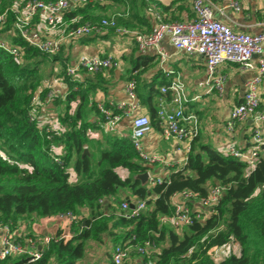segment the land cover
<instances>
[{"label":"trees","instance_id":"obj_1","mask_svg":"<svg viewBox=\"0 0 264 264\" xmlns=\"http://www.w3.org/2000/svg\"><path fill=\"white\" fill-rule=\"evenodd\" d=\"M25 1L0 0V16L5 14L0 35L13 32L12 45L23 50L16 56L0 47V224L10 222L16 229L28 216L51 218L70 211L79 218L81 210L89 213L79 218L80 229H71V237L60 238L63 232L57 229L39 260L30 261L24 255H14L0 263L78 264L85 256V243L88 240L102 242V235L107 232L113 246L116 243L133 246L153 243L157 251L144 256L145 264H264V149L250 168L210 144L194 143L195 138L186 162L164 177L162 183L154 185L142 184L137 177L149 170V166L138 157L129 137L104 133L103 140H95L98 151L97 159L93 160L94 153L89 148L94 141L90 131L101 128L97 122L89 121L88 114H99L96 93L103 89L100 80L104 70L89 72L92 76L86 75L80 80L77 76L66 75L70 64L63 62L60 75L67 82L68 90L63 100L58 99L65 103V111L59 118L65 128L60 129V133L56 130L51 133L49 128L32 120V110L45 105L32 107L34 95L39 94L44 101L49 91L48 87H42L40 67L48 60L58 59L61 49L56 54L44 53L16 35V9H20ZM148 1L152 0H108L107 3L123 2L126 9L145 5L146 11L151 4ZM105 4L66 12L65 28L84 23L100 26L102 19L111 18L119 27L126 28V22L116 17L84 15L85 10ZM79 14L82 16L77 23L69 24ZM36 18L33 19L34 28ZM143 22L147 26V21ZM108 31L118 33L116 28L100 26L99 32ZM153 61L154 56L140 53L133 58L128 72L129 80L136 81L140 103L150 112L152 126L159 127L157 108L153 103L154 95L160 92V87L154 83L157 78L148 83L138 73L141 67L145 70ZM82 72L88 71L82 69ZM162 79L160 83H168L165 77ZM165 96L170 98L171 94ZM74 103L77 108L72 113L71 104ZM56 142L63 147V154L55 152L53 145ZM86 149L88 153H85ZM71 163L76 181L70 180L68 168ZM212 182L221 186L223 192L213 210L204 211L203 219L196 220L180 233L162 225L161 216L169 217L173 213L171 199L174 194L190 190L205 197ZM121 188L129 189L134 200L145 201L147 210L133 218L118 212L110 200L116 198ZM17 239L25 241L21 237ZM229 243L239 244L240 254L231 253L216 263L213 251Z\"/></svg>","mask_w":264,"mask_h":264},{"label":"built area","instance_id":"obj_2","mask_svg":"<svg viewBox=\"0 0 264 264\" xmlns=\"http://www.w3.org/2000/svg\"><path fill=\"white\" fill-rule=\"evenodd\" d=\"M107 1L26 0L20 9H16L14 31L16 35L18 34L29 45L41 52L56 54L67 39L74 40L89 36L99 32L100 26H109L116 28L119 34L129 36L134 40L140 53L155 52L159 57L160 64L163 66L169 57L162 44V41L167 38L177 51L188 55L197 54L205 58L208 92L214 90L222 92L224 90L227 78L220 68L225 63L234 64L242 70L255 71V74L245 83L242 102L232 107L227 121V129L232 131L238 122L252 119L251 143L247 148L242 149L231 145L225 153L241 160L252 168L264 149V111L260 110L261 96L259 91L264 76V31L258 33L235 31L230 25L215 17L216 8L223 15L228 10L242 11L241 2L239 0H224V4L217 7L214 6L211 0H192L193 16L187 21H168L164 19L158 8L150 4L146 8L145 14L146 18L152 21L153 24L147 31L119 27L114 18L102 19L100 26L84 23L78 26L66 27L64 33L58 38L44 36L33 27V19L38 17L47 30H52L66 12L87 5L105 4ZM4 20L5 14L0 16V28ZM77 21L78 18L74 17L69 24L73 25ZM0 47L16 56L21 55L23 51L22 48L3 41H0ZM120 66L121 62L115 56L84 55L67 67L66 75L75 77L82 69L91 73L117 69ZM166 75L169 77V81L160 87V92L163 95L171 94L169 102L171 107H168L166 101H162L157 107L160 127L165 139L187 141L189 143L187 149L190 151L192 141L199 134V120L194 113H187L186 111V103L189 101V97L184 80L180 75L172 76L170 71ZM39 91L41 93V90ZM126 94L127 98L123 100L108 98L97 101L96 106L99 110L97 124L104 133L122 136L121 123L123 120L129 119L131 122L129 139L141 161L149 167L156 165L165 168L171 167V160L162 155L151 154L144 148L143 138L150 133L153 126L149 116L139 113L140 103L134 79L127 82ZM57 97L54 89H49L44 101L40 99L39 94H36L32 100V107L53 103ZM37 101L38 104L36 105ZM31 119H33V115ZM48 131L50 130L48 129ZM186 159H183L182 162L185 163ZM146 172L149 174L147 183L154 185L162 183L163 178L171 171H166L167 173L161 175L149 170ZM222 192L223 188L221 186H215L207 196L201 197L190 190H183L174 194L171 199L173 205L172 215L161 217L162 219L167 218L171 228L180 233L196 220L203 219L204 211H212L219 202ZM110 202L114 204L115 201L112 199ZM131 203H133V207H131ZM117 210L124 217L133 218L146 211L147 204L142 200H122ZM53 218L58 222V229L64 225L70 226L71 229H80V219L70 211L56 215ZM71 229L69 232H63L60 238L71 237ZM0 235V260L14 255H24L30 261L39 260L43 255L44 248L55 236V234H51L44 236L42 239L27 238L25 241L18 240L10 222L0 224ZM156 251L157 248L151 242L135 246L116 243L109 264H123L126 260H129L131 252L145 256Z\"/></svg>","mask_w":264,"mask_h":264},{"label":"crops","instance_id":"obj_3","mask_svg":"<svg viewBox=\"0 0 264 264\" xmlns=\"http://www.w3.org/2000/svg\"><path fill=\"white\" fill-rule=\"evenodd\" d=\"M239 1L242 4V11L235 12L228 10L226 14L223 15L220 14L216 8L215 17L230 25L235 31H246L250 33L264 31V0ZM149 2L150 1H148V3ZM211 2L217 7L224 4V0H211ZM150 3L163 11L164 18L168 21H187L192 17V0H152ZM125 9L126 7L123 2H108L104 6L92 7L85 10L84 15L92 18L96 16L100 18L116 17L119 21L126 22V24H124L126 28L142 29V31L150 29L153 22L149 19L146 20L145 5L137 4L135 7ZM81 16L82 14H79L77 16L78 19ZM144 20L147 21V26H145ZM66 23L67 20L63 16L52 30H47L39 18L35 19L36 28L39 29L42 34L51 38L54 36L55 38L60 37L64 33ZM12 33L1 34L0 40L12 45ZM162 44L169 55L166 63L164 66L161 65L158 55L153 51H149L146 54L154 56L155 61L150 63L147 69L143 70L142 67L139 69L138 73L140 77L143 79L146 78L148 83L153 82L157 78L154 83L156 87L159 88L164 85L160 83V81L163 80L162 77H165L167 82L169 81V77L166 75L167 72L170 71L172 76H181L186 84L189 97V101L186 103V111L187 113H194L199 120L200 130L194 143L210 144L224 154L231 145H235L241 149L247 148L251 143L253 132L252 119L249 118L246 121L238 122L232 131L227 129V121L232 107L242 102L245 92V83L255 74V71L242 70L234 64L225 63L220 68L221 72L227 78L224 90L222 92L217 90L208 92L205 58L201 55H188L177 51L167 38L162 41ZM138 54H140V52L137 50L135 42L129 36L114 31H108L94 33L74 40L67 39L61 48L58 59H63L62 62L71 65L84 55H101L104 57L115 56L120 60L121 66L117 69H109L102 72L103 78L100 82L102 83L103 89L97 91L96 98H98V100L108 98L123 100L127 98L126 84L130 76L128 68L133 58ZM254 59L256 60L257 57ZM83 71L85 70L83 69ZM86 75L92 76L89 72H82V70H80L76 78L81 80L83 76ZM48 88L54 89L57 96L63 100L67 94L68 85L63 77L58 76L50 80ZM259 91L261 96L260 110L264 111V76L259 86ZM196 96H198V98H196ZM162 101H166L168 107H171L169 103L170 98L157 91L153 97V103L156 104V108ZM52 105L56 106L53 103H49L45 104L44 107L46 106L49 109ZM139 113L150 116L147 106L141 103ZM88 116L91 123H96L98 114L89 112ZM120 129L122 136L129 137L131 132L130 120H123ZM93 135L92 138L93 141H95V136ZM143 145L147 152L162 155L172 161L171 167L165 168L161 165L149 167V171L157 175L167 173L166 171H173L177 167L182 166L184 164L182 160L187 158L189 153L187 149L189 143L187 141L165 139L160 126H153L150 133L143 138ZM119 197L122 200L132 201L135 196L129 189L121 188L114 201H119ZM23 223L24 221L14 229L17 237L26 240L29 235L27 231L33 230L36 233L44 232L42 228L44 227L43 224L37 228H32L30 223L26 225V227L22 226L24 225ZM55 231H57V228Z\"/></svg>","mask_w":264,"mask_h":264},{"label":"rangeland","instance_id":"obj_4","mask_svg":"<svg viewBox=\"0 0 264 264\" xmlns=\"http://www.w3.org/2000/svg\"><path fill=\"white\" fill-rule=\"evenodd\" d=\"M66 19V17H65ZM67 24V23H66ZM65 24V26H66ZM8 33V32H6ZM12 33V32H11ZM4 34V33H2ZM55 38V36L53 37ZM63 59H56V60H48L46 62H44L41 67H40V71H41V84L42 87L47 88L50 85V80L53 79V77H58L62 75H60L59 71L62 65ZM49 90V89H47ZM66 92V91H65ZM59 97H57L55 99V101L53 102V104H55L56 106H51L49 109L47 107H39L37 110L33 111L31 115H33V119L34 121H37L38 124L40 126H44L49 128V132H54V130L58 131L59 133L61 132L60 129H64L65 126L63 127V125L61 124V122L59 121L60 115L61 113L63 114V112L65 111V103L64 101H61L58 99ZM41 101V100H40ZM38 104V101L36 102V105ZM71 112L74 113L76 108H77V104H71ZM86 110V109H85ZM87 111V110H86ZM95 134V135H93ZM90 135L95 136V140L100 139L103 140L104 139V132L101 129H95V130H91L90 131ZM93 145L90 146V151L93 154V160L97 159V152L98 149H96V144L95 141L94 143H92ZM55 148V152L58 154H61L62 152L64 153V149L61 145H59L58 142H56L54 145ZM98 148V147H97ZM62 153V154H63ZM69 171L71 173V177L70 180L71 181H76V174L74 172L73 169V163L70 164L69 166ZM215 185L213 182L209 184L208 186V190L211 191ZM119 201H115L114 202V207L116 209H118V205L119 203L122 201V199H120V197L118 198ZM134 201V200H132ZM106 203V202H105ZM103 203V205L105 204ZM119 212V210H117ZM84 213V214H83ZM88 211L87 210H81V214L79 215L80 217H84V216H88ZM82 217V218H83ZM24 221V225L25 226L28 225L30 223V226H32V228H37L38 226H43V230L44 232H35V231H27L28 232V238L31 239H42L44 236L46 235H51L55 233V229L57 228L56 224H58L57 220H55L53 217L52 218H39L36 216H28L25 217L23 219ZM161 223L164 226H170L168 219H162L161 217ZM58 229V228H57ZM59 229L62 232H69L71 227L64 225L63 227H59ZM58 229V230H59ZM28 230V229H27ZM103 241L99 242L96 240H88L85 243V256L78 262V264H109L110 262V254L112 253L113 250V242L111 239V236L106 232L102 235ZM161 245V244H160ZM162 246V245H161ZM234 253V254H240V245L237 243H229L226 246L223 247H219L217 249H215L212 253L213 259L216 263L220 262L221 260H223L227 255ZM145 257L139 254H135L132 253L130 255V259L126 260L128 262H126V264H145L146 261L144 259ZM0 264H9V263H0Z\"/></svg>","mask_w":264,"mask_h":264},{"label":"water","instance_id":"obj_5","mask_svg":"<svg viewBox=\"0 0 264 264\" xmlns=\"http://www.w3.org/2000/svg\"><path fill=\"white\" fill-rule=\"evenodd\" d=\"M85 153H88L87 149L85 150ZM137 177L141 180L142 184H146L148 182L149 174L148 172H144L139 174ZM131 207H133V203H131Z\"/></svg>","mask_w":264,"mask_h":264}]
</instances>
